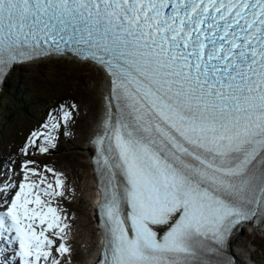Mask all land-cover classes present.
Returning a JSON list of instances; mask_svg holds the SVG:
<instances>
[{"label":"snow or ice","instance_id":"1","mask_svg":"<svg viewBox=\"0 0 264 264\" xmlns=\"http://www.w3.org/2000/svg\"><path fill=\"white\" fill-rule=\"evenodd\" d=\"M69 52L111 77L98 264H235L234 230L264 232V0H0V81ZM44 127L26 155L56 147L60 123ZM27 164L0 210V264H60L63 181H30Z\"/></svg>","mask_w":264,"mask_h":264},{"label":"rangeland","instance_id":"2","mask_svg":"<svg viewBox=\"0 0 264 264\" xmlns=\"http://www.w3.org/2000/svg\"><path fill=\"white\" fill-rule=\"evenodd\" d=\"M18 74H22L18 87L22 90L28 84L30 87L29 91L33 90L38 95L30 96L24 100L28 104L29 111L37 112L38 120L28 123V128L23 130L20 141L16 140L15 131L19 132L24 127L25 120L27 122L31 120L30 116H21L15 122V131L13 128H4L5 134H3L4 131L1 130L3 133H0V165H3V167L8 166V169H10V165L16 163L15 170L18 171L21 161H23L21 164H27L31 160L34 163L30 165H33L32 167L40 174L36 177L40 179L47 177V179L51 178L54 181L53 172L46 171V169H53L55 170L54 173L59 174V178L61 177V179L68 182V192H64L59 202L65 212V216L72 218L70 220H77L72 227L73 231H71L73 237L76 238L70 244L71 242L68 243L69 239L64 237L63 243L66 242L65 245L68 249H71L72 255L77 256L73 259L72 255L70 256L71 253L63 254L66 256L63 264H83L95 241L93 237L95 235V227L90 214V200L94 191L93 180L88 156L85 155L83 146L101 112V90L104 76L88 63H78L61 57L45 58L33 63L15 66L6 77V80L13 83ZM98 84H101L100 88L98 87L94 90L93 87ZM60 87L65 88V92L57 96L52 94L55 98H53L54 101L51 102L49 108L56 112V115L65 110L70 111L71 117L66 124L60 125L61 135L58 139L59 145L57 149L47 154H40L30 149L28 156L24 158L21 155L24 136L30 128L39 124L38 121L44 114L42 104L51 96L50 88L59 90ZM5 97L14 108L17 107L16 102H19L18 100L22 98L20 93H15L13 96L5 94ZM1 99L2 97H0ZM61 103L62 105H60ZM91 104L96 105L95 112L87 115V119H84V111L87 105ZM73 105L75 107H72ZM3 109L6 112L9 111L0 104V110L2 111ZM2 121L0 120V125H2ZM84 122L88 124L85 127V133L81 131V126ZM78 136L81 137L76 142ZM81 163L82 165L84 164L83 168L86 170L87 177L82 174L80 166H77L78 164L81 165ZM2 175L3 173L0 172V180ZM81 195L85 196L86 199L84 200ZM235 242H237L238 249L249 264H264V237L241 230L235 236ZM82 243L86 244L87 247ZM233 248L231 246V249Z\"/></svg>","mask_w":264,"mask_h":264},{"label":"trees","instance_id":"3","mask_svg":"<svg viewBox=\"0 0 264 264\" xmlns=\"http://www.w3.org/2000/svg\"><path fill=\"white\" fill-rule=\"evenodd\" d=\"M21 75L22 74H18V77L15 78V81L13 83L5 79L4 88L0 92V97H2V99L0 100V104L2 107L9 110L8 112H6L5 109H3L2 111L0 110V113H1L0 114V120H3L2 125H0V133H3L2 131H4V128H9V129L13 128V130L15 131V129H16L15 122L18 119H20L21 116H23V115L30 116L31 120L28 122L25 120L24 127L22 129H20L19 132L15 131V136H16L17 141L21 140L22 135H23V130L28 128V126H27L28 123L29 122L32 123L33 121L38 120L37 112L29 111L28 104L25 103V101H24L25 98H28L30 96H38V95L33 90L29 91L30 87L28 84L22 90L18 87V83H19V79L21 78ZM49 92L51 94L50 98H48V100H46L42 104V109L44 110V114H42L41 119H43V117L47 113V111L50 110L49 106L51 105V102L54 101L53 98H55V96H53L52 94H54L56 96L59 94H63L65 92V88L60 87L59 90L50 88ZM15 93H20V95L22 97L18 100L19 102H16V106H17L16 108H14L13 105H10V103H8L7 98L5 97V94H9V95L13 96V94H15ZM40 120L38 121V123L40 122ZM3 134H5V131Z\"/></svg>","mask_w":264,"mask_h":264},{"label":"bare ground","instance_id":"4","mask_svg":"<svg viewBox=\"0 0 264 264\" xmlns=\"http://www.w3.org/2000/svg\"><path fill=\"white\" fill-rule=\"evenodd\" d=\"M78 63H83V62H78ZM104 79H103V85H102V90H101V92H102V96L104 95V91L103 90H105V82L107 83V79L105 78V77H103ZM101 84H98V85H95L94 87H93V89L95 90V89H97L99 86H100ZM100 88V87H99ZM86 105V104H85ZM95 108H96V105L95 104H91V105H87V107H86V109H85V111H84V116H85V118L84 119H87L86 117H87V115H89V114H92L93 112H95ZM83 111V110H82ZM102 111H103V106H102V101H101V112H100V114L102 113ZM83 113V112H82ZM87 122H84L83 123V125L81 126V131L82 132H84L85 133V131H86V126L88 125V124H86ZM98 123V119H97V122H96V124ZM95 124V125H96ZM94 129H95V127L93 126L92 128H91V131L89 132V134H91L93 131H94ZM80 135V134H79ZM81 136H78L77 138H76V142L78 141V139L80 138ZM87 142V141H86ZM83 151L85 152V155H87V148L85 147V145L83 146ZM88 153H89V151H88ZM88 156V155H87ZM84 165V164H83ZM83 165H82V163H81V165H77V166H80V169H82V174L83 175H85V177H87V174H86V170L83 168ZM31 166H33V165H31ZM32 168H34V167H32ZM59 169V168H58ZM54 179H55V177H54ZM60 179H61V177H60ZM62 181H63V188H62V191H63V193L64 192H68V188H67V186H68V182L67 181H65V180H63V179H61ZM37 181H39L38 179H37ZM93 189H94V186H93ZM82 193H83V191H82ZM87 195V194H86ZM90 195V194H89ZM66 196V195H65ZM82 196V198L85 200L86 199V197L85 196H83V195H81ZM62 196H60V197H56V198H54L57 202H59L60 201V198H61ZM44 199H48L47 197H44ZM80 199H81V197H80ZM60 203V202H59ZM53 204L57 207V209L58 210H60L59 211V213H60V215L62 216V217H66L65 216V212H64V210H61V206L59 205V204H57V203H54L53 202ZM90 205H91V203H90ZM91 207V206H90ZM70 219H72V218H70V217H66V219L63 221V223H66L67 225H68V227L65 229V234H64V237H66V238H68L69 239V243L70 244H72L73 243V241H74V238H76V237H73V235H72V233H71V231H73L72 229V227L75 225V221L77 222V220H70ZM78 225H79V221H78ZM87 228V227H86ZM96 231H97V229L95 228V235H93V237H94V239H95V241H94V246H93V248L92 249H90L89 250V252H88V254H87V256H86V258L87 257H92L93 256V254H94V252L96 251V249H97V245H96V242H97V233H96ZM79 233V232H78ZM87 234V233H86ZM91 235V234H90ZM235 236L236 235H234V236H232L231 238H230V245L232 246V247H234L233 249H231V246H230V251L235 255V258H236V263L237 264H249L248 262H247V260L245 259V257H244V255L241 253V251L238 249V244H237V242H235ZM85 237H86V235H85ZM90 237V236H89ZM53 239H55L56 240V246H58L59 245V243H58V238H56V237H53ZM78 240V239H77ZM82 244H84V243H82ZM84 246H86V244H84ZM74 247V246H73ZM87 247V246H86ZM53 252H54V254H53V257L54 258H56V259H58L59 261H60V264H63L64 262H65V258H66V256L65 255H59L58 253H56V251L53 249ZM72 255V253L70 254V256ZM77 255H72V258L73 259H75V257H76ZM83 264H87V259L84 261V263Z\"/></svg>","mask_w":264,"mask_h":264}]
</instances>
